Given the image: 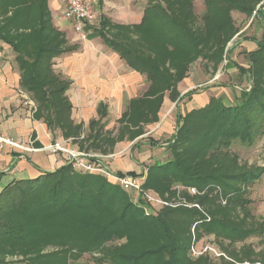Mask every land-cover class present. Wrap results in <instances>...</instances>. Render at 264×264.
<instances>
[{
    "label": "trees",
    "instance_id": "trees-1",
    "mask_svg": "<svg viewBox=\"0 0 264 264\" xmlns=\"http://www.w3.org/2000/svg\"><path fill=\"white\" fill-rule=\"evenodd\" d=\"M263 1L206 0V13L199 20L194 0H149L141 24L113 25L129 33L126 42L107 35L108 22L103 18L93 35L118 53L132 70L145 75L149 84L143 97L129 103L113 138V134H102L107 117L104 105L99 109L100 120L90 123L85 136L84 125L72 118L73 106L67 96L70 83L56 74L54 60L78 48L69 47L65 35L54 28L50 0H0V41L16 55L20 85L36 105L35 120L43 121L54 136L60 131L65 140L79 141L82 151L108 155L116 144L126 139L134 142L145 134L146 126L159 122L167 95L173 103L181 100L178 85L189 75L194 62L200 58L214 64L222 61L225 46L238 34L231 11L246 15L255 12L263 18L264 4L255 9ZM251 3L254 7L248 5ZM250 58L251 70L264 61V34ZM259 72L252 70L253 74ZM254 82L250 91L242 93L239 105L227 106L213 98L204 108L185 116L179 113L176 132L168 142L172 159L150 167L143 188L164 196L173 186L204 188L216 184L236 195L239 190L234 191L231 183L258 181L264 169L247 171L238 167L237 159L230 154L234 142L252 144L264 133V83ZM194 95L192 91L185 96ZM128 174L136 176L135 172ZM235 200L244 209L246 201ZM209 201L200 202L201 206ZM207 212L212 219L197 209L148 215L128 193L106 178L83 175L66 165L38 179L13 182L1 192L0 264L18 256L22 264H64L76 246L85 254L89 247L116 242L123 245H111L110 258L103 263L184 264L190 237H183V233L190 234L194 223L199 234L222 235L230 241L264 233L261 228L233 227L224 219L218 220L215 217L221 211L217 208L207 207ZM245 214L250 218L249 211ZM26 244L30 249H23ZM134 244L141 247L137 253L130 250ZM51 245H58L61 252L44 254Z\"/></svg>",
    "mask_w": 264,
    "mask_h": 264
},
{
    "label": "rangeland",
    "instance_id": "rangeland-1",
    "mask_svg": "<svg viewBox=\"0 0 264 264\" xmlns=\"http://www.w3.org/2000/svg\"><path fill=\"white\" fill-rule=\"evenodd\" d=\"M205 2L206 0H194V13L199 20H202L206 13ZM88 3L90 4L89 1ZM263 4L264 1L255 8L256 11H258ZM248 5L254 7L252 3ZM90 6L96 15V19L93 23H85L84 29L81 32H78L76 25L71 22L74 25L75 31L80 36L83 34H86L87 36L90 28H93L94 30L100 27V17L91 4ZM231 16L235 28L238 30V34H236L225 46L221 62L214 64L206 62L204 59L200 58L192 64L189 70V75L185 79L189 78L194 71L198 72L199 77L195 86L189 88L184 95L194 91L196 93V100L189 102L188 98H183L182 100H179L178 104L173 103L175 104V109L172 112V123L174 122L176 124L177 108L181 113L187 115L196 109L206 107L213 98L219 99L227 106L239 105V103L243 101L242 93L244 91H250L255 85L254 81H262L264 83V61L258 66L252 68V70L255 68L260 70L258 74H253L251 70L253 63L250 60V53L258 50V44L263 38L264 15L262 16L263 18H259L256 16L255 12L253 15H246L237 10H233L231 11ZM106 21L108 22L106 23L105 29L107 35L111 39L126 42L129 33L114 27L109 19ZM238 67L245 72L240 71ZM176 106L178 107L176 108ZM171 111L172 108L171 110L168 109V111L165 109V121L166 117L171 115ZM175 124L173 125L175 128L173 134L176 132L177 126ZM119 125L118 122L115 124L114 121H108L105 124L102 134L106 136L113 134L112 138L116 137L117 130L120 128ZM162 128L163 127L159 128L158 126L156 129L152 130L153 128L148 129L145 127L144 130L146 133L144 138L142 137L135 142L126 139L125 142L123 141L119 143L121 154L119 153L118 158L125 156L130 161L139 163V167L135 172V177L139 179L141 185L139 192L125 191L120 187L123 191L128 193L132 202L143 207L146 214L152 216H158L165 210L197 209L198 211L205 213L209 219H212L207 212V207H210L211 209L217 208L221 212L218 213L215 218L218 220L224 219V223L228 225L233 227H246L248 229H264V173H262L259 180L255 183H249L247 185L231 183L234 191L239 190L236 195L233 191L222 189L216 184H211L204 188L189 186L197 190V195H191L186 189L179 190L177 189V186H173L169 192L164 194V196L153 190L144 189L143 187L148 177L149 168L155 164H163L172 159V149L168 146V142L172 137L171 129L168 128V130L164 129L162 131ZM56 133L57 135H61L60 131H57ZM86 134H88V132L85 130L84 136ZM149 140L158 143L159 146L154 147L149 145ZM69 141H71L68 142L69 147H73V149L77 151L80 150L79 141ZM107 148L110 149L109 147ZM80 151L85 152L82 150ZM113 152L114 150L108 153V155H105L100 151H90L85 153L89 155H98L100 157L106 156L109 157L107 160H110V156L115 154ZM230 154L237 159L238 167L245 168L247 171L255 168L264 169V133L256 137L252 144L234 142L231 146ZM141 161H144V163H141ZM101 163L103 164V161ZM103 165L107 167L105 164ZM117 168V166H113V169L116 170ZM76 171L83 175H100L98 173H89L83 168H77ZM112 173L118 174V172L115 171ZM126 175L130 174L125 173L123 176ZM100 176L106 178L103 175ZM239 198L246 201V206L244 207L245 210L241 205H238L235 202V199ZM208 199H210L208 204L201 206L200 202ZM246 210L249 211L251 215L250 218L246 217ZM171 217L174 219L175 217L177 219L182 218V216ZM197 229L198 225L194 223L191 227L190 234L183 233V237H190L189 250L184 264H264V233H257L244 241H230L222 235H210L207 233L199 234ZM111 245L122 246L123 242H116L114 244L110 243L106 246L89 247L85 254H81V251L79 249L77 250L78 246H76L74 247L75 251L69 253L67 257H65L66 262L64 264H98V261H101L102 264H108L103 263V261H108L110 258L109 252H111ZM23 249H30L29 244L23 245ZM130 250L137 253L141 250V247L139 244H134L130 246ZM58 251L61 252L58 245H51L47 247L43 253H56ZM21 259L22 257L20 256L8 257L5 261L7 264H22L18 262Z\"/></svg>",
    "mask_w": 264,
    "mask_h": 264
},
{
    "label": "crops",
    "instance_id": "crops-1",
    "mask_svg": "<svg viewBox=\"0 0 264 264\" xmlns=\"http://www.w3.org/2000/svg\"><path fill=\"white\" fill-rule=\"evenodd\" d=\"M88 1L99 15V23L105 18L113 25L119 26L141 24L149 4V0ZM49 9L54 28L65 35L69 47L78 48L54 60L56 74L70 83L67 96L73 106L74 122L83 124L84 129L89 133L90 123L99 121V109L104 105L107 117L103 123L114 121L116 124L127 110L129 103L143 97L148 91L146 76L132 70L118 53L108 47L100 37L93 35V28H90L87 36L86 34L80 36L75 31L73 23L61 17V0H50ZM198 77V72L194 71L189 78L179 84L181 100L187 98L184 94L195 86ZM20 81L21 72L16 62V55L10 46L0 41V135L16 141L23 139L29 147L37 150L54 142H66L67 140L61 135L55 133L54 136L43 121L35 120V102L31 94L23 91ZM195 98V95L188 98L189 102L195 101ZM174 105L166 96L159 114V122L146 127L154 130L159 126V128L163 127L162 131L170 128L173 137ZM171 108V115L166 117L165 121L164 111ZM179 113L185 116L177 108L176 118ZM144 136L145 134L135 141ZM119 145V143L115 145L113 149L115 154L110 156V160H107L109 157L102 156L103 164L112 172L123 174L136 172L139 163H134L125 156L118 158L119 153L121 154ZM66 165V160L61 154L18 151L10 146L0 145V194L13 182L38 179ZM114 165L118 167L116 170L113 169Z\"/></svg>",
    "mask_w": 264,
    "mask_h": 264
},
{
    "label": "built area",
    "instance_id": "built-area-1",
    "mask_svg": "<svg viewBox=\"0 0 264 264\" xmlns=\"http://www.w3.org/2000/svg\"><path fill=\"white\" fill-rule=\"evenodd\" d=\"M62 18L73 22L76 25L77 31L81 32L85 27V23H93L95 21L96 15L87 0H62ZM68 142L71 141L64 143L54 142L37 150L29 147L23 139L16 141L10 137L0 136V145L2 146H10L13 149L25 152L42 151L52 155L61 154L64 156L67 164L71 165L75 170L83 168L89 173H98L125 191L139 192L141 185L137 177L132 175L119 176L112 173L101 163L102 157L89 155L80 150L77 151L73 147H69ZM177 189H186L191 195H197V190L192 187L177 186Z\"/></svg>",
    "mask_w": 264,
    "mask_h": 264
}]
</instances>
